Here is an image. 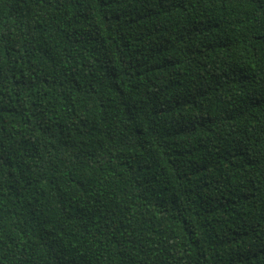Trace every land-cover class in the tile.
<instances>
[{
	"label": "trees",
	"instance_id": "1",
	"mask_svg": "<svg viewBox=\"0 0 264 264\" xmlns=\"http://www.w3.org/2000/svg\"><path fill=\"white\" fill-rule=\"evenodd\" d=\"M0 264H264V0H0Z\"/></svg>",
	"mask_w": 264,
	"mask_h": 264
}]
</instances>
